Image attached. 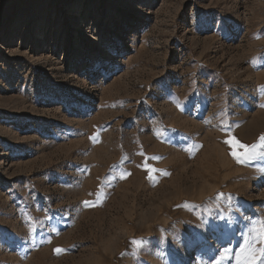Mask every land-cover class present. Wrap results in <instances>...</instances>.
<instances>
[{
	"label": "rangeland",
	"instance_id": "rangeland-1",
	"mask_svg": "<svg viewBox=\"0 0 264 264\" xmlns=\"http://www.w3.org/2000/svg\"><path fill=\"white\" fill-rule=\"evenodd\" d=\"M261 137L264 0H0V264H264Z\"/></svg>",
	"mask_w": 264,
	"mask_h": 264
},
{
	"label": "snow or ice",
	"instance_id": "snow-or-ice-1",
	"mask_svg": "<svg viewBox=\"0 0 264 264\" xmlns=\"http://www.w3.org/2000/svg\"><path fill=\"white\" fill-rule=\"evenodd\" d=\"M262 142H264V137H261L260 138ZM262 146H264V143H262ZM242 148H247L248 146H245V145H241ZM255 148V146H253V149ZM247 154V153H246ZM233 155L235 156L236 154L233 153ZM59 251V249L57 250ZM251 259H254V257H252ZM216 264H220L219 261L216 262ZM247 264H251V260H248Z\"/></svg>",
	"mask_w": 264,
	"mask_h": 264
},
{
	"label": "bare ground",
	"instance_id": "bare-ground-1",
	"mask_svg": "<svg viewBox=\"0 0 264 264\" xmlns=\"http://www.w3.org/2000/svg\"><path fill=\"white\" fill-rule=\"evenodd\" d=\"M83 22L86 23L85 21H83ZM86 27H88V25H87ZM91 37L94 38L93 34L91 35ZM94 66H95V65H94ZM94 66H93V67H94Z\"/></svg>",
	"mask_w": 264,
	"mask_h": 264
}]
</instances>
